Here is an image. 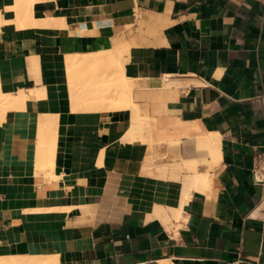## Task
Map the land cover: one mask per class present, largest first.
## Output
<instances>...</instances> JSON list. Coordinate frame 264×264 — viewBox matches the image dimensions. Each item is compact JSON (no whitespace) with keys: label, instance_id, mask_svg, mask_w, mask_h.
I'll list each match as a JSON object with an SVG mask.
<instances>
[{"label":"crops","instance_id":"1","mask_svg":"<svg viewBox=\"0 0 264 264\" xmlns=\"http://www.w3.org/2000/svg\"><path fill=\"white\" fill-rule=\"evenodd\" d=\"M16 3L0 0V92L16 97L0 103V263L264 264V0ZM122 77L136 110L74 108L71 85Z\"/></svg>","mask_w":264,"mask_h":264},{"label":"bare ground","instance_id":"2","mask_svg":"<svg viewBox=\"0 0 264 264\" xmlns=\"http://www.w3.org/2000/svg\"><path fill=\"white\" fill-rule=\"evenodd\" d=\"M36 1H38V0H17V9H18V11L20 12H22V10H23V12H24V10H26L25 8L26 7H32L33 6V4L36 2ZM41 1V0H40ZM45 1V0H44ZM33 8H29V9H27L28 11L29 10H32ZM33 11V10H32ZM15 12H16V10H15ZM26 12V11H25ZM30 12V11H29ZM29 12H27L26 14V16H25V13H23L24 15H22L21 16V13H20V15L18 16L19 18H18V20H20L19 22L17 21V23L21 26L22 24H23V22L25 23L27 20H28V17L27 16H29V15H31V13L28 15V13ZM24 16H25V18H24ZM1 17V16H0ZM21 17H23L22 18V20H21ZM30 18H31V16H29ZM33 17H34V14H32V20H33ZM29 18V20L30 21H28V23L29 22H31L32 20ZM2 20V19H1ZM26 20V21H25ZM37 20V19H36ZM36 20L34 19L32 22H31V24H34L35 22H36ZM42 21H43V19H41ZM47 20V21H46ZM46 20L45 21H43V22H39V24L40 25H38V26H41V25H47V27L49 26V27H53V26H55V25H52L51 23L54 21L52 18H50L49 20L46 18ZM52 21V22H51ZM21 22V23H20ZM27 23V22H26ZM25 23V24H26ZM37 23H38V21H37ZM54 23H56V22H54ZM53 23V24H54ZM57 24V23H56ZM60 24V23H59ZM51 25V26H50ZM58 25V24H57ZM23 26V25H22ZM37 26V25H36ZM60 26H62V25H60ZM56 27V26H55ZM58 27V26H57ZM60 28V27H59ZM62 28V27H61ZM125 47V46H124ZM120 48H122L121 47V45H117L116 46V48H115V52L113 51V52H111L109 55H111L110 56V59L112 60V61H115V56H117L119 53L118 52H120L121 50H120ZM127 51H129V46H127ZM123 50V49H122ZM118 53V54H117ZM124 53V52H123ZM121 54V53H120ZM108 55V54H107ZM107 55H105V57L107 56ZM108 55V56H109ZM107 56V57H108ZM104 56H97V57H95V58H93V60L91 61V62H89V61H83V62H80V58H78L77 57V59H71V60H69V66H70V68L71 69H74V68H76V67H79V66H88V64H94V65H97V64H103V60H104V58H103ZM118 57H120V55L118 56ZM105 59H107V58H105ZM118 59V58H117ZM119 60V59H118ZM107 61V60H106ZM106 61H104V62H106ZM116 62V61H115ZM117 63L119 64L120 62L119 61H117ZM82 64V65H81ZM121 65V64H120ZM115 66V65H114ZM49 67H51V66H49ZM118 68V67H117ZM75 70V69H74ZM77 74H79V73H77ZM82 74V73H81ZM85 75V74H84ZM80 76V75H79ZM83 76V75H82ZM77 79V78H76ZM76 81V80H75ZM77 81H79L78 79H77ZM84 81V80H83ZM126 78L125 77H122V80H121V85H71V87H72V92H71V96H72V98H73V103H74V108L75 109H77L78 107H79V105H81V103H87V102H94V104L96 105H94L93 106V108H98V110L101 108H106V105L108 104V103H112V101H115L114 99H115V97H118V96H120V97H122V99L123 100H121V103H120V106H119V108L120 107H124V108H126V107H129V108H132V110L133 109H137V105L132 101V95H131V93H132V90H133V83L130 85V80H127L126 82H127V84H126ZM1 92H0V103H3V104H5V106L6 105H9V104H13L12 102H13V100L10 102V99H15L16 97H12V98H7L6 96V98H4V94L2 95V97H1ZM21 95V94H20ZM40 96V95H39ZM19 97L20 96H18L17 97V101H18V99H19ZM4 98V99H3ZM23 98V97H22ZM124 98L126 99V102H125V100H124ZM6 99V100H5ZM116 99H118V98H116ZM24 100V99H23ZM16 101V100H15ZM16 101V102H17ZM15 102V103H16ZM19 102H21V97H20V100H19ZM85 103V104H86ZM91 103V104H92ZM2 104V105H3ZM88 104V103H87ZM87 104H86V106H87ZM90 104V103H89ZM88 104V106H87V108H90V106H91V104L89 105ZM1 105V104H0ZM19 105V104H18ZM93 105V104H92ZM115 105H119V104H117V103H115ZM4 106V105H3ZM10 106V105H9ZM9 106H7L8 108H10ZM13 107H14V104H13ZM85 107V106H84ZM108 107V106H107ZM113 107V106H112ZM118 107V106H117ZM15 108H17L16 106H15ZM92 108V109H93ZM115 108H116V106H115ZM118 108V109H119ZM103 109V110H104ZM108 109V108H107ZM114 109V108H113ZM123 109V108H122ZM80 111V110H79ZM102 111V110H101ZM4 113V112H3ZM136 116V115H135ZM1 117V116H0ZM2 118V117H1ZM2 121V120H1ZM146 122V121H145ZM47 123V122H46ZM144 122L140 119V117L137 115L136 116V118L134 119V126H133V130L135 131L136 129H139L141 126V129L144 127L142 124H143ZM132 126V125H131ZM131 128V127H130ZM148 129V128H147ZM139 131V130H138ZM136 132V131H135ZM148 132V131H147ZM137 133V132H136ZM141 132H139V134H140ZM135 134V133H134ZM131 137H132V135H130ZM136 137V136H135ZM137 138H139V136H137ZM144 138V137H143ZM52 139V138H51ZM136 139V138H135ZM134 140V139H133ZM148 140V139H147ZM213 140V139H212ZM212 140H210L209 142H206L205 143V145L207 146V148L209 149V150H212V149H215L216 148V145H215V143L212 141ZM47 156H49V154L47 155ZM54 156V155H53ZM104 156V155H103ZM102 159V158H101ZM101 161V160H100ZM102 163V162H101ZM104 163V162H103ZM45 164V163H44ZM43 164V165H44ZM46 167V166H45ZM42 168H43V166H42ZM47 168V167H46ZM45 168V169H46ZM48 170V169H47ZM46 170V171H47ZM194 170V169H193ZM45 171V170H44ZM48 173V172H47ZM192 185H193V187L194 188H196V189H198V190H201V191H204V190H206V189H208L209 188V186H210V179H209V177L207 176V175H202V176H200V175H198V174H195V176L193 177V179H192ZM193 188V189H194ZM35 257V256H34ZM38 257V256H37ZM40 257V256H39ZM19 260V259H18ZM54 263H57V262H54V258H47V257H45L44 256V258H31V259H27V260H23V261H17L16 260V262H13V263H11V264H54ZM1 264V263H0Z\"/></svg>","mask_w":264,"mask_h":264},{"label":"built area","instance_id":"3","mask_svg":"<svg viewBox=\"0 0 264 264\" xmlns=\"http://www.w3.org/2000/svg\"><path fill=\"white\" fill-rule=\"evenodd\" d=\"M252 173H253L254 181L257 184L264 186V154H258L256 156ZM262 221L264 224V211L262 213Z\"/></svg>","mask_w":264,"mask_h":264}]
</instances>
